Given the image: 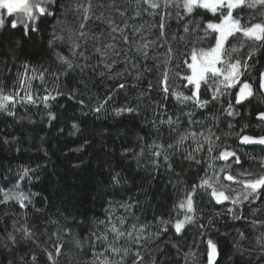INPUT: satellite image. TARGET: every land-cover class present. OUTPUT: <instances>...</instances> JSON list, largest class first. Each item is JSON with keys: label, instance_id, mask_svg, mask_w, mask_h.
<instances>
[{"label": "snow or ice", "instance_id": "1", "mask_svg": "<svg viewBox=\"0 0 264 264\" xmlns=\"http://www.w3.org/2000/svg\"><path fill=\"white\" fill-rule=\"evenodd\" d=\"M97 7L105 10L98 14ZM70 15L73 22L68 21ZM16 31L20 39L13 41ZM4 32L9 33L13 67L16 62L19 67L7 77L10 86L0 80V116L34 123L19 115V109H43L51 123L58 119L54 107H62L66 99L85 116H111L117 123L142 117V126H150L148 134L137 132L135 144L121 153L144 174L137 179L136 173L124 175L110 168L102 216L59 208L53 215L56 205L50 197L36 207L34 198L40 193L8 179L0 186V239L7 241L5 248L10 250L22 234L35 245L29 264H40V253L48 264H60V257L71 255L72 249L77 264H169L170 244L184 264H220L226 240L231 239L243 256L240 242L248 239L245 231L237 236L224 233L223 240L219 229L213 234L215 218L226 215L260 232L254 247L264 258V218L256 214L264 212V157L257 161L241 147L264 146V110L255 117L259 134L247 132L251 121L237 129L229 120L228 130L221 128V116L236 117L257 96L264 99V0H109L106 6L95 0H0ZM41 33L46 34V55L51 58L47 65L34 64L24 54L25 38ZM100 85L108 89L103 96L92 91ZM130 89L136 90V103L117 104L116 97L128 98ZM149 106L150 118L141 111ZM198 113L204 118L196 119ZM80 131V124L73 122L69 135ZM152 132L155 136L149 139ZM228 139L237 142L235 147ZM86 146L87 139L74 151L83 152ZM260 151L264 153V147ZM243 157L258 168L245 167ZM29 172L35 169L23 168L18 179L33 183ZM161 178L174 198L164 197L169 206L158 204L151 221L140 223L137 212L152 207ZM80 195L86 197L87 192ZM204 201L224 209L206 224L199 214ZM14 206L21 211L11 213L9 226L5 217ZM46 208L43 239L29 216L33 211L43 214ZM150 227L155 231L149 232ZM192 227L198 236L196 251L181 253L178 241L161 240L169 233L182 239ZM149 241H159L154 250ZM82 256L88 259L80 260Z\"/></svg>", "mask_w": 264, "mask_h": 264}, {"label": "trees", "instance_id": "2", "mask_svg": "<svg viewBox=\"0 0 264 264\" xmlns=\"http://www.w3.org/2000/svg\"><path fill=\"white\" fill-rule=\"evenodd\" d=\"M97 4L109 3V0H95ZM104 8H96L97 13L104 11ZM10 19V18H9ZM69 22H73L71 15L68 17ZM172 30L177 28L176 22L172 21ZM49 31L51 29L49 28ZM8 32L0 33V80H3L5 84L11 85L12 81L7 79L15 75V70L19 67V62H16L15 68L13 67L14 57L9 50L8 44ZM19 31L11 37L13 41L20 39ZM46 34L41 33L35 35L34 39L28 40L25 38L24 49L25 53L30 61L34 64L47 65L51 59L46 55L45 48ZM17 55H20L17 49ZM8 69L12 71H7ZM259 67V65H257ZM252 75H256L255 69L252 71ZM147 82V76L142 82L141 86H145ZM111 83V82H109ZM39 87V82H35ZM93 92H98L100 96H103L108 89L103 88L100 85L98 88H93ZM136 90L130 89L129 97L117 96L115 102L117 104H123L125 102L136 103L132 97L135 95ZM61 106L54 107L55 114L58 119L49 123L43 109H30L25 112L24 108L19 109V115H26L31 117L34 123H29L28 120L14 121L10 117L0 116V186L8 182V179H16L25 190L40 193V196L34 198L36 207H41V201L43 197H50L56 207L51 208V213L56 214L57 208L61 212L75 214L77 211L86 212L89 216L103 215L102 204L104 203L105 185L107 184L106 177L109 169L121 171L122 174L128 175L129 173H136L137 179L139 175H143L142 169H137L135 161L131 159H124L121 153L129 145L135 144V135L137 132L140 135H146L150 131V126H142V117H137L134 120L123 119L119 123L111 116H103L97 119L92 113L88 115H82L78 106L72 102L62 99ZM171 107V106H170ZM264 110V99L259 96L252 101L251 104H247L244 108L240 109V115L236 117L221 116L223 123L221 128L227 131V123L230 120L237 125V129L240 124L251 121L250 127L247 129L249 134H259L261 128L256 121V113ZM141 111L145 116L151 117V108H142ZM210 115V114H209ZM196 119H203L199 113L195 117ZM77 122L80 124L81 131L75 135H69L71 131V124ZM60 129H64L63 132ZM122 132H127V135H121ZM155 133L152 132L149 139L153 138ZM15 138V142L13 139ZM4 139L10 141L9 144H4ZM90 142V146H86L83 152L74 151L80 147L85 140ZM228 143L233 147L236 145L234 139H228ZM243 151L248 152L251 156L255 157L258 161L261 157H264V153L260 151L261 147L248 148L241 146ZM245 160V167L257 169L258 165L247 157H243ZM35 169V172H29L32 177L33 183H26L23 179H18V173L23 168ZM7 178V179H5ZM166 179L160 180V192L156 197L155 202L152 203V207L149 208L145 205L146 212H137V215H141L140 223H146L151 221L153 211L158 204L164 203L169 206L168 200L174 198L171 196V189L165 191L164 185ZM87 192L86 197L80 195L81 192ZM47 205V201H44ZM199 208L202 211L199 213L203 217V222L206 224L209 217L217 211L223 213L224 209L221 206L215 208L208 204L206 201L201 202ZM255 210V206H252ZM21 210L18 207H13L6 218L10 226L12 219V212L19 214ZM2 214V212H0ZM257 216L264 218V212L257 211ZM48 215L47 208L43 214L31 212L29 216L30 225H33L34 231H38L41 234V238L47 239L44 234L46 224L43 222L44 218ZM83 219V217H80ZM63 222V218L61 217ZM90 226V225H89ZM215 229H219L220 239H224L223 234L229 233L231 236H237L239 231H245L248 233V239L241 241V251L243 256L236 253V249L232 244V240H226L221 247L223 248V257L220 260V264H264V258H261L260 251L256 249L255 240L260 235L259 231H253L251 227H245L244 222H233L226 215L215 218ZM79 231V229H73ZM149 232H154L155 228H149ZM3 229L0 228V235H3ZM87 233L85 232V235ZM175 240L179 242L181 253L192 249L196 251L194 247L195 241L198 239L197 231L195 227L190 228L183 238L175 237L171 233L162 237L161 240ZM159 241H149L148 247L150 250L155 249V244ZM7 241L0 239V264H29L31 251L35 248V245L31 241H25L22 238V234L18 236V242L14 246H10V250L5 248ZM67 247H71L68 245ZM38 251V250H37ZM166 251L170 253L169 264H184V260L181 255H177L176 250L171 248L169 244ZM200 251H203L201 246ZM76 250L72 249L71 255H64L60 257V264H77V257L75 255ZM80 260L88 259L86 256L79 257ZM202 260L203 257L201 256ZM40 264H48L46 258L40 253Z\"/></svg>", "mask_w": 264, "mask_h": 264}, {"label": "water", "instance_id": "3", "mask_svg": "<svg viewBox=\"0 0 264 264\" xmlns=\"http://www.w3.org/2000/svg\"><path fill=\"white\" fill-rule=\"evenodd\" d=\"M243 147L254 148V147H264V146L249 145V146H243Z\"/></svg>", "mask_w": 264, "mask_h": 264}]
</instances>
